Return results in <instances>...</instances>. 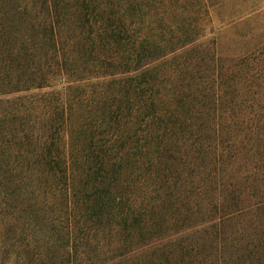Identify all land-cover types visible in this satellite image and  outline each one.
<instances>
[{"label": "trees", "instance_id": "trees-1", "mask_svg": "<svg viewBox=\"0 0 264 264\" xmlns=\"http://www.w3.org/2000/svg\"><path fill=\"white\" fill-rule=\"evenodd\" d=\"M213 0H0V264H264V51Z\"/></svg>", "mask_w": 264, "mask_h": 264}, {"label": "rangeland", "instance_id": "rangeland-1", "mask_svg": "<svg viewBox=\"0 0 264 264\" xmlns=\"http://www.w3.org/2000/svg\"><path fill=\"white\" fill-rule=\"evenodd\" d=\"M211 30L202 41L214 43L222 60L264 51V0H213Z\"/></svg>", "mask_w": 264, "mask_h": 264}]
</instances>
